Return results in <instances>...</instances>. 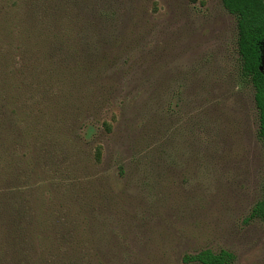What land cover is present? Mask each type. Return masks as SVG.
<instances>
[{
    "label": "rangeland",
    "instance_id": "1",
    "mask_svg": "<svg viewBox=\"0 0 264 264\" xmlns=\"http://www.w3.org/2000/svg\"><path fill=\"white\" fill-rule=\"evenodd\" d=\"M237 36L221 0H0V244L20 225L54 264H264Z\"/></svg>",
    "mask_w": 264,
    "mask_h": 264
},
{
    "label": "trees",
    "instance_id": "2",
    "mask_svg": "<svg viewBox=\"0 0 264 264\" xmlns=\"http://www.w3.org/2000/svg\"><path fill=\"white\" fill-rule=\"evenodd\" d=\"M224 9L236 18L237 47L241 60V74L248 79L254 90V101L259 113L258 136L264 144V0H221ZM13 1L11 7L16 6ZM99 152L97 153V158ZM250 218L264 221V197L253 207ZM26 229V227H24ZM20 243L15 245L16 237L6 231L0 244V264H54L52 257L43 260L30 259L23 255L27 249V233L17 225ZM18 245V244H17ZM28 246V245H27ZM8 249L9 252L6 251ZM15 249V250H14ZM49 253V252H48ZM64 264L63 260L60 259ZM199 264H233L234 256L226 251L213 254L202 251L189 258ZM56 263V262H55ZM58 264V263H56Z\"/></svg>",
    "mask_w": 264,
    "mask_h": 264
}]
</instances>
